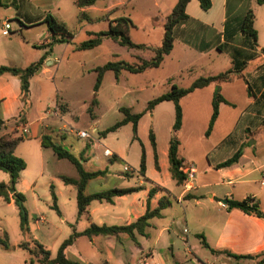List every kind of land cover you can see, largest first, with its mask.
Segmentation results:
<instances>
[{
    "label": "rangeland",
    "instance_id": "1",
    "mask_svg": "<svg viewBox=\"0 0 264 264\" xmlns=\"http://www.w3.org/2000/svg\"><path fill=\"white\" fill-rule=\"evenodd\" d=\"M3 1L5 4L0 8V66L24 68L38 61L44 50L37 46L43 39L41 34L45 32L43 31L44 26L35 25L28 28L20 24L24 23V20L23 16L17 15L18 9L22 11L26 9L30 13L32 11V16L37 19L42 18L45 13L50 14L59 22H63L72 34L71 43L54 44L53 60L48 64L44 63L49 73L45 77L38 76L34 79L32 94L24 104L26 113L32 108L30 111L32 120L37 116L45 115L46 134L52 139L54 137L55 140L58 138L57 140L60 141L68 135L67 142L70 152L82 161L85 170L108 169L106 176L97 178L96 183L88 186L87 193L95 189L106 190L121 185L120 181L127 176L124 166L131 167L134 173L130 175L136 178L140 170L143 149L146 154V170L150 173L157 171L149 132L152 129L156 134L158 156L174 135L172 130L175 121L174 105L172 102H163L151 114L147 113L140 119L138 140L133 141L132 139V124H127L103 138L101 134L104 130L124 118L122 108L130 109L132 114L144 112L151 100L171 89L170 82L166 80L169 75L177 71V67L183 69L182 75L176 80L177 84L186 88L195 79L206 77L210 70L222 73L231 66L229 57L219 55L216 66L208 69L207 59L176 50L173 55L174 61L166 59L161 67L149 69L140 74L124 71L119 81H116L113 72H107L101 88L96 92L94 86L97 73L94 70L97 67L110 61L137 64L140 58L150 60L155 56L154 50L161 47L164 31L161 28L152 29L150 27L153 22L149 17L150 6L146 0H134L133 6L128 4V0L99 1L95 9L88 11L87 19L81 17L82 12L76 5V0H26V5L19 8L17 3L12 4V0ZM123 3H127L126 6H123ZM249 6L254 7L255 28L259 33L260 44H264V6L258 5L255 0H248L245 7ZM107 8L110 11L104 12ZM122 16L130 17L137 25L136 28H130V39L134 43L147 45L149 49L129 50L107 38L101 46L93 50L78 51L76 49L78 45L89 39V33L108 29L109 24L107 20H104L105 17L114 19ZM6 24L9 25L8 30L5 27ZM224 95L230 101L235 102L237 107H227L222 112L219 126L209 136H206V132L212 107L207 102V96L203 94L197 101L190 99L184 101L186 129L184 133L176 134V136L179 142L183 143L181 153L185 157L186 155L196 158L206 156V152H212L216 147L215 142L231 130V126H228L229 121L233 124L235 120L239 121L241 116L244 120L245 114L241 115V112L244 110L248 96L241 79L235 78L230 85H227ZM26 113H22L16 125L11 121L0 123V137L4 135L21 136L22 132H17L16 126L25 122ZM82 130L93 134L95 141L79 139L77 132ZM241 130L242 127H237L233 137H238ZM243 134L247 139L252 137L249 140L250 145L255 142L257 149L263 146L264 133H257L254 136ZM99 144L100 146H97ZM105 148L114 154L115 159L104 157ZM17 153L19 156L23 155L21 157L27 163L26 169L21 172L16 188L26 196L25 206L29 219L23 230L16 206L0 199V238L3 239L7 234L12 246L24 242L30 245L40 243L50 251L52 257H56L59 247L58 243L53 244L56 236L60 235V238L66 237L67 239L72 227L75 226L78 230L86 227L85 219L78 223L73 221L74 215L76 216L78 212L76 188L66 185L61 179L62 176L78 179V171L68 160L59 159L51 148L43 150L36 140H24ZM219 153H223V150ZM85 156L88 157V161ZM210 157H213V153ZM197 166L201 169L200 163H197ZM184 169L188 170L187 164H184ZM117 179H119V184ZM0 182L9 184V174L0 171ZM52 191L57 195V205L60 206L59 210L62 214L54 208ZM172 200L178 217H181L183 209L174 198ZM41 216L46 219L36 223L37 217ZM64 217L71 224L63 222ZM103 238L100 237L96 244L91 246L88 245L85 237L79 241L78 250L86 253L89 259L95 257L96 261L101 264L107 259V251H111L113 264H119V259H124L123 255L120 256L119 242H115L113 247L103 241ZM191 238L198 241L193 236ZM98 250L101 252L97 253ZM17 252L6 256L0 251V264H39L37 258L29 252L20 249ZM130 256L129 252L125 253V259ZM68 259L75 261L79 259V256L73 250Z\"/></svg>",
    "mask_w": 264,
    "mask_h": 264
},
{
    "label": "crops",
    "instance_id": "2",
    "mask_svg": "<svg viewBox=\"0 0 264 264\" xmlns=\"http://www.w3.org/2000/svg\"><path fill=\"white\" fill-rule=\"evenodd\" d=\"M255 1L257 3V0ZM146 2L150 6L149 17L153 22L150 27L152 29L161 28L165 33L166 20L168 16L172 14L178 0H146ZM247 2L248 0H211L212 7L205 11L201 8L199 0H191L186 7V15L188 18L175 28L173 50L169 55L165 56L162 62V64H164L166 59L174 61L173 55L176 50L182 51L183 53L194 57L207 59L209 62L208 69L216 66L219 61V55L229 57L231 60V66L227 69V71L233 69L235 64H237L240 69L239 72L232 75L231 81L221 84L212 83L205 88L197 89L193 93L182 98L180 103L184 111V101L187 99L197 101L200 96L204 94L207 96L208 104L212 107L214 95L217 91H219L227 103H221L219 106V117L214 125L212 130L213 132L215 128L219 126L222 112L226 110L227 107H237L235 102L230 101V99L224 95V92L226 86L230 85L235 78H238L243 82L246 95L248 96L244 110L241 112V115L245 114L244 120L241 119L243 117L240 115L241 117L239 121L236 122L235 120L233 124L229 121L228 126H231V130L215 142L216 147L212 150V152H206V156L200 157L203 159L187 155L185 157V155L181 153L183 143L182 141L180 142L179 157L183 160L184 164H187L188 170L190 166H193L195 169L196 177L194 175L190 189L186 188V184L178 186L171 178L168 157L169 141V144L161 152H159L158 162L160 170L156 169L157 171L152 173L146 170L144 176L139 172L136 178L133 175L126 174L127 176L124 180L120 181L121 185L111 188H141L139 191L126 196L115 197L113 199V203L93 201L79 218L78 212L76 216L74 215L73 221L78 223L82 219H85L86 227L82 230H78L75 226L72 227V231H70L68 235L69 237L74 233V231L81 233L88 229L91 225L128 226L135 223L146 213L149 203V193L151 190H154L155 195L150 199L151 210L156 209L159 205V201L164 197H168L171 200L172 205L162 212L161 218H154L150 221V226L146 230L147 236L136 234L138 244L135 243L127 234H120L118 237H86L88 245L94 246L97 239L100 237H104L103 241L106 243L108 242L109 245H112L113 247L115 242H119V251H121L120 256L123 255L124 257L123 260L119 259V264L258 263L259 259H256L255 256L264 252V220L247 215L237 209L229 210L227 205L224 203L227 199L241 201L250 198L253 202H257L261 210L264 212V185L262 184L264 175V144L260 149H257L255 142L252 145L249 144V140L252 137L247 139L243 136V133L252 134L253 136L257 133H264V44H260L259 33L257 30L258 40L256 46L254 47H252L251 40L242 32V22L245 16L249 11L254 13L253 6L245 7ZM13 3H17V7L19 8L22 7V5H26V0H12V4ZM2 4L3 6L5 4L3 0ZM126 4L127 3H123L122 5L126 6ZM128 4L133 6L134 0H128ZM95 5L89 8L80 9L82 14H84L82 17L83 19L88 18V11L95 9ZM25 10H17V15L23 16L22 18L24 20V23L21 22L20 24H24L28 28L35 25L44 26L43 31L45 32L41 34L43 35V39H41L37 46L41 48L42 45H50L43 50V53H41L39 58L40 60L47 53L45 63L48 64L53 60L52 56L55 51L54 44H56L53 42V35L49 32L48 25L45 23V18L49 14L45 13L42 18L37 19L32 16V11L30 13V11ZM108 11H110L109 8H107L104 12ZM122 17L129 18L132 21L133 26L131 27H137L130 17ZM115 19L117 18H104L105 21L107 20L109 27L111 22ZM71 39L72 36L66 38L63 43L69 44L71 43ZM105 40L107 39H103V41ZM214 53H216V55H214ZM162 64L159 67H161ZM177 68V71L169 75L166 80L170 82L169 85L171 88L174 85L180 87L178 86V81L176 80L182 75L181 73L183 72V69L179 67ZM48 73L49 69L46 68V65H44L42 71L32 78L30 83V95L32 94L31 92L34 79L38 76L45 77ZM218 74L220 73H215L210 70L206 77ZM194 81H192V83ZM249 89L251 95H249ZM0 107L1 119L4 123H9L11 121L16 125L19 118L22 117V113H26V107L21 95V81L19 77L10 73H4L0 76ZM31 110L26 113L25 122L16 126V131L22 132L20 137L23 140L21 143L24 140H36L44 150L45 148L42 145V137L47 133L45 127V115L37 116L36 119L32 120ZM239 124L242 126H239ZM237 127H242V130L240 131L239 136L234 138L233 134ZM185 129V115L183 112V125L177 135L184 133ZM67 137L68 135L60 141L57 140L58 138L55 140L53 137V141L57 144L64 145L65 148H69L68 150L70 151ZM20 144L15 150L17 155ZM97 146H100V144ZM239 149H243V155L239 159L238 163L229 167L220 169L217 168L219 164L233 157ZM220 150H223V153L220 154ZM211 153H213L212 158L210 157ZM41 157L43 161V153ZM85 158H87L88 161V157L85 156ZM198 159L200 160L198 161ZM197 163H200L201 169H199ZM42 168L44 169L43 165ZM105 170L108 172V169ZM188 170L184 169L185 173ZM96 179L90 181L87 188L92 183H96L98 181ZM117 181L119 184V179H117ZM111 189H95V191H91L87 194L101 193ZM173 198L183 209L181 217H178L177 210L172 202ZM0 199L3 200L1 197ZM57 202L56 206L59 210L60 206L57 205ZM8 204L15 206L13 201ZM59 212L62 214L60 210ZM44 218L45 217L42 216L40 218L37 217L36 223L46 219ZM62 220L66 224H71L65 217ZM198 235H203L210 249L219 251V253L213 254L210 249L205 248ZM191 236L195 237L198 241L193 240ZM60 237V235L56 236L55 241H53V244L58 243L59 247L66 240V237ZM83 238H85V236L77 238L73 245L67 248V258L70 253L75 250L79 259L71 262L75 264H101L96 261L95 257L89 259L86 253H81L82 251L78 250L79 241ZM19 246L20 244L13 245V249L9 251L0 248V251H2L6 256L12 255L14 252H17L18 249L26 251ZM100 252V250L97 251V253ZM127 252H129L131 256L130 258L128 257L125 259V253ZM226 252L244 256L245 259L236 260L230 257ZM106 256L107 259L102 261V264H113L114 259L112 252L107 251ZM250 257H254V259L252 260ZM51 258L54 259L55 257H52L51 254ZM68 260L70 261V259Z\"/></svg>",
    "mask_w": 264,
    "mask_h": 264
},
{
    "label": "trees",
    "instance_id": "3",
    "mask_svg": "<svg viewBox=\"0 0 264 264\" xmlns=\"http://www.w3.org/2000/svg\"><path fill=\"white\" fill-rule=\"evenodd\" d=\"M104 0H76V5L80 9H85L94 6L97 2ZM191 0H178L172 14L168 16L165 24V33L160 48L155 49V56L150 60L139 59V63L130 64L124 61H110L103 66L97 67L94 71L97 73V79L94 86L96 92L102 86L104 75L107 72H113L115 79L119 80V77L123 71H127L134 74L144 73L148 69L158 68L165 56L169 55L174 47V31L177 25L181 24L188 17L186 15V7ZM201 8L205 11L209 10L212 7L211 0H199ZM259 5L264 6V0H257ZM3 7L2 0H0V8ZM82 14L81 17H83ZM45 23L48 25L49 32L53 35L54 43L65 42L66 38L71 37L72 34L68 30L65 24L58 22L50 14L46 16ZM255 24V15L252 11H249L245 16L242 22V32L251 40L252 47L256 46L258 40V34L254 28ZM133 26L132 21L126 17H120L111 22L110 27L107 31L89 33L90 37L88 40L84 41L77 46L78 51H89L93 50L96 47L102 44L103 39H111L114 42L120 44L123 47L128 48L129 50H147L149 47L145 45H140L134 43L129 37V28ZM57 37V38H56ZM50 45H42L41 48L46 49ZM264 51V50H263ZM47 59V53L37 62H34L27 66L26 68H16V67H0V76L4 73H10L14 76L19 77L21 81V95L22 100L25 103L30 95V83L33 77L39 74L44 66L45 60ZM240 69L237 64L233 69H230L224 73H220L215 76L202 77L195 80L189 87L180 88L174 85L170 91L161 96L155 98L154 100L148 103L145 111L138 114H132L130 109L122 108L121 112L124 115V118L107 128L102 132L103 138H106L110 133L116 132L119 128L132 124L133 132V141L138 140V125L140 119L147 113H152L154 109L163 102H172L175 109V121L173 125V137L170 140L169 144V164H170V174L171 178L176 182L178 186L184 184L187 176L184 171V162L179 157V146L180 142L177 139L176 134L181 130L183 125V110L181 107V99L187 95L193 93L197 89H202L209 86L212 83H226L231 81L232 75L239 72ZM249 95H251L249 89ZM221 103H227L222 97L219 91H217L213 98V113L211 120L209 122L208 130L206 136H209L214 128V125L219 117V106ZM2 124L3 121L1 120ZM149 139L151 146L154 152L155 167L157 170H160L158 155L156 150V137L154 130H150ZM23 139L18 137H13L12 135H4L0 137V171L8 173L10 176V183L6 184L0 182V197L6 203L14 202L20 216V223L23 230L25 225L28 223L29 213L25 206L26 196L19 192L16 188L20 180L21 172L24 171L27 167L26 161L19 157L15 150ZM42 145L44 148H51L52 151L59 159H66L71 162L77 169L79 178L73 179L70 177L62 176L61 179L66 185H73L77 190V206H78V218L87 210L89 205L93 201L113 203L115 197H122L128 194L139 191L141 188H129V189H111L101 193L87 194V185L90 181L105 176L107 171H96L89 172L86 171L82 165V161L76 158L69 150L65 149L64 145L57 144L53 141L52 137L45 134L42 137ZM243 155V149H239L233 157L227 161L219 164L218 169L232 166L238 163L239 159ZM115 159V156L113 157ZM141 175H145L146 172V154L144 149L142 150V156L140 161V170ZM53 188V187H51ZM155 195V191L151 190L149 193V203L147 206L146 213L140 217L135 223L128 226H97L91 225L85 231L74 233L66 239L61 246L59 247L57 256L52 259L51 253L40 243H34L30 245L28 242L20 244V248L29 252L30 255L35 256L40 264H75L68 260L66 256V250L68 247L73 245L75 240L79 237L85 236L88 238H93L95 236H112L118 237L120 234H127L135 243L138 244L136 234L141 236H147L146 230L150 226V221L154 218H161L162 212L169 208L172 203L168 197H164L159 201V205L156 209L151 210L150 199ZM52 196L54 200V208L59 212L56 206L57 197L52 191ZM229 210L237 209L244 212L247 215L257 217L264 220V212L261 210L257 202H253L250 198L244 200H233L227 199L224 201ZM60 213V212H59ZM201 239V243L205 248L210 249L209 245L206 243L203 235H198ZM0 248L6 251L12 250L13 246L9 242L7 234L4 235V238H0ZM213 254L219 253L210 249ZM230 257L240 260L245 259L244 256H239L226 252ZM256 259H259L257 264H264V252L257 254Z\"/></svg>",
    "mask_w": 264,
    "mask_h": 264
},
{
    "label": "built area",
    "instance_id": "4",
    "mask_svg": "<svg viewBox=\"0 0 264 264\" xmlns=\"http://www.w3.org/2000/svg\"><path fill=\"white\" fill-rule=\"evenodd\" d=\"M5 27L7 30L9 29L8 24H6ZM95 133H97L96 130H95ZM77 136L79 139H88V140H94L95 141V136L93 134L89 133L88 131H83V130L79 131V132H77ZM103 154L107 158H112L114 156V154L108 148L104 149ZM124 171L126 172V174L134 173V170L128 166H124ZM194 175H195V169L193 166H190L189 170L186 172L187 178H186L185 183H184V185L186 184L187 189L191 188V182L194 179ZM262 184L264 185V175H263Z\"/></svg>",
    "mask_w": 264,
    "mask_h": 264
},
{
    "label": "water",
    "instance_id": "5",
    "mask_svg": "<svg viewBox=\"0 0 264 264\" xmlns=\"http://www.w3.org/2000/svg\"><path fill=\"white\" fill-rule=\"evenodd\" d=\"M65 149H66V150H68L67 148H65ZM250 259H252V260H253V259H254V257H250Z\"/></svg>",
    "mask_w": 264,
    "mask_h": 264
}]
</instances>
